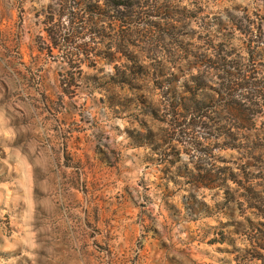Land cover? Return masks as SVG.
<instances>
[{"label": "rangeland", "instance_id": "rangeland-1", "mask_svg": "<svg viewBox=\"0 0 264 264\" xmlns=\"http://www.w3.org/2000/svg\"><path fill=\"white\" fill-rule=\"evenodd\" d=\"M248 125L264 0H0V264H264L218 174Z\"/></svg>", "mask_w": 264, "mask_h": 264}, {"label": "trees", "instance_id": "trees-1", "mask_svg": "<svg viewBox=\"0 0 264 264\" xmlns=\"http://www.w3.org/2000/svg\"><path fill=\"white\" fill-rule=\"evenodd\" d=\"M225 73L227 76L228 72ZM249 84L250 81L246 78L240 82L241 87H248ZM173 93L176 96V101L171 102L170 114L172 116L181 115L179 111L184 105L181 101L185 97L177 94L176 91ZM229 104L235 109L237 120L241 117V121L245 119L247 123H251L250 115L253 114L251 108L246 113L244 110L248 109H242L239 101L232 100ZM192 108L194 111H200L201 117L206 116L208 107L204 100L194 97L191 105H184L185 111ZM148 112L156 115L154 107ZM246 115H248L247 118ZM204 124L208 125V122H204ZM240 128L243 126H235L233 130L231 128L220 133L227 139H232V142H228L227 148L236 151L237 155L229 160L231 165L219 167L218 174L226 176L222 185L228 194V200L236 204L244 216L243 221L237 222L238 225L245 227L246 232L244 233L250 244H256L259 249L264 250V143L261 135L255 132V129L253 130V126L248 125V128H245L247 134L244 137L239 136V132H237ZM150 133L152 134L151 131ZM248 210L252 215L246 214ZM262 255L264 256V254Z\"/></svg>", "mask_w": 264, "mask_h": 264}]
</instances>
